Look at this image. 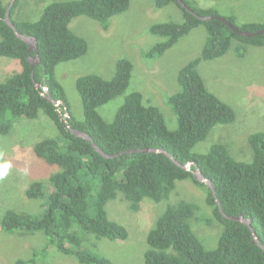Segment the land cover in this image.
Listing matches in <instances>:
<instances>
[{
  "label": "trees",
  "instance_id": "trees-1",
  "mask_svg": "<svg viewBox=\"0 0 264 264\" xmlns=\"http://www.w3.org/2000/svg\"><path fill=\"white\" fill-rule=\"evenodd\" d=\"M152 1L157 8L177 4L184 12V20L153 24L150 32L165 39L145 51V58L162 56L199 25H205L209 33L202 55L181 68L180 90L169 98L178 116L179 126L175 130L168 127L157 106L143 102L140 92L127 96L114 121H107L100 113L101 106L128 89L134 69L128 58L118 61L112 79L91 74L77 80L84 120L73 115L64 86L57 78L58 64L82 57L89 48L87 40L71 29L73 19L85 15L108 30L112 18L128 10L131 0L54 1L34 22L15 20V4L12 19L19 32L37 39V51H29L27 43L19 39L5 21L10 3L0 0V56L16 59L21 65V71L0 82V133L8 134L16 119L23 116L34 119L40 111L54 122L59 133L56 137L40 140L34 147L39 157L57 165L59 170L47 180L32 181L26 189V195L31 199L49 196L45 212L36 216L8 209L1 219L3 232L42 231L59 252L73 256L81 264H113L110 258L85 245L84 235H94L97 240L108 237L125 241L128 238L127 228L109 217L107 203L121 192L124 198H120L137 212L145 198L159 203L170 197L179 180H190L206 190L207 204L212 207L215 219L223 225L217 247L207 249L204 246L191 224L196 206L182 200L169 204L148 232L149 246L144 264H264V249L254 242L249 225L224 217L211 188L198 181L193 170L177 165L164 153H122L133 148L155 147L169 151L182 164L194 162L213 182L225 213L250 218L264 245V132L249 136L251 161L233 156L229 143H215L205 154L193 152L217 124L232 123L237 117L231 105L207 89L198 72V64L223 55L233 39L240 40L243 47L245 44L264 46V33L242 36L221 20L204 21L196 17L178 0ZM184 1L202 16H222L214 7L203 8L189 0ZM223 17L243 30L264 29V22H247L239 26L235 16ZM30 56H39L40 64L33 67ZM36 83L48 86L55 100L67 104L73 128L88 133L104 152L120 154L107 158L90 141L69 131L63 116L64 105L57 107L48 100L42 95L43 88H38ZM192 167L194 169L195 165ZM15 264L38 262L34 257L19 258Z\"/></svg>",
  "mask_w": 264,
  "mask_h": 264
},
{
  "label": "rangeland",
  "instance_id": "rangeland-1",
  "mask_svg": "<svg viewBox=\"0 0 264 264\" xmlns=\"http://www.w3.org/2000/svg\"><path fill=\"white\" fill-rule=\"evenodd\" d=\"M54 1L66 0H18L14 19L37 21L43 10ZM189 1L203 8L214 7L222 16H235L239 26L247 22H264V0ZM5 2L10 3L11 0ZM183 20V11L176 4L157 8L152 0H131L128 10L112 18L108 30L99 21L85 15L73 19L71 29L87 40L88 51L82 57L56 67L57 78L64 86L73 115L79 120L85 118L77 80L91 74L112 79L118 61L128 58L134 64L128 89L101 106L100 113L107 121H114L127 96L140 92L146 104H153L163 112L168 127L177 129L178 116L169 98L180 90L181 68L202 55L209 39L208 30L205 25H199L160 57L148 59L144 52L165 39L150 32L153 24L181 23ZM238 47H243V43L233 39L223 55L198 64V72L207 89L231 105L237 117L232 123L217 124L208 137L195 146L194 153L205 154L215 143H229L233 156L251 161L249 136L264 132V46L245 44L243 48ZM20 70L19 62L0 56V82ZM57 135L56 125L43 111L34 119L26 116L16 119L8 134L0 133V163L11 164L8 174L0 178V264H15L19 258L32 257L38 264H81L73 256L59 252L42 231L8 233L3 232L1 226L2 215L8 209L36 216L45 212L49 196L31 199L26 195V189L32 181L47 180L59 170L57 165L39 157L34 149L40 140ZM206 194V190L194 182L179 180L168 199L156 203L145 198L141 209L135 212L123 199V194L118 192V197L110 200L106 209L111 219L127 228L128 238L125 241L108 237L97 240L94 235L84 234L85 245L110 258L113 264H144L149 246L148 232L169 204L185 200L196 206L191 218L193 230L207 249L216 248L223 225L215 219ZM79 232L83 233L82 230Z\"/></svg>",
  "mask_w": 264,
  "mask_h": 264
},
{
  "label": "water",
  "instance_id": "water-1",
  "mask_svg": "<svg viewBox=\"0 0 264 264\" xmlns=\"http://www.w3.org/2000/svg\"><path fill=\"white\" fill-rule=\"evenodd\" d=\"M179 3L189 12L191 13H194L197 17H199L200 19L204 20V21H209V20H212V19H218V20H221L223 21L227 26H229L234 32H236L237 34L239 35H242V36H246V37H254L256 35H260V34H263L264 33V29H261V30H258V31H247V30H243V29H240L239 27H237L235 24H233L229 19L223 17V16H215V15H210V16H202L198 13H196L193 9H191L184 0H178ZM16 3V0H11L10 4L8 5L7 7V13H6V18H5V21L8 23V25L14 29L17 37L23 41H25L30 49L29 50H35L37 51L38 50V42H37V39L35 37H32V36H28V35H25L21 32L18 31L17 27H16V24L13 22L12 18H11V11H12V8L13 6L15 5ZM29 61L31 63V65L34 67L36 63H40L41 60L38 59L37 57H32V58H29ZM34 74V73H33ZM36 86L39 88V87H42L43 88V92H42V95L47 97L48 100L52 101L56 106H59V105H65L63 101H59V100H55L51 93H50V90H49V87L48 86H45V85H41L39 83H36ZM64 120L66 122V125H67V129L69 131H71L73 134H75L76 136H79V137H82L88 141H90L93 146L96 148L97 151H99L102 155H104L105 157L107 158H114L116 156H118L120 153H115V154H108L106 152H104L95 142L94 140L92 139V137L88 134V133H85L79 129H74L73 127H71V125L69 124L68 122V116H69V109L68 107L65 105V114H64ZM155 152V153H164L165 155H167L171 160H173L177 165L183 167L184 169L186 170H193V174L195 176V178L202 182V183H205L208 187L211 188L212 192H213V195L214 197L216 198V201L219 205V209H220V212L223 214L224 217L230 219V220H234V221H239V222H242V223H245L247 225L250 226V228L253 230V235H254V242L256 244H258L259 246H261L263 249H264V245L261 243L260 239L258 238V235L257 233L254 231V228L251 224V219L250 218H247L245 217L244 215H239V216H229L228 214L225 213L223 207L221 206V203L219 201V199L217 198V194H216V189H215V186L213 184V182L207 178V176L205 174H203V172L201 171V169L197 166V164H195L194 162H189V163H186V164H182L181 162H179L169 151L163 149V148H155V147H144V148H133V149H130L128 151H123L122 153L124 152ZM193 165H195V168L193 169ZM2 226V225H1Z\"/></svg>",
  "mask_w": 264,
  "mask_h": 264
},
{
  "label": "clouds",
  "instance_id": "clouds-1",
  "mask_svg": "<svg viewBox=\"0 0 264 264\" xmlns=\"http://www.w3.org/2000/svg\"><path fill=\"white\" fill-rule=\"evenodd\" d=\"M173 4H175V3H173ZM171 5V4H170ZM177 5V4H176ZM178 6V5H177ZM14 7V6H13ZM166 7V6H165ZM179 7V6H178ZM180 8V7H179ZM181 9V8H180ZM182 10V9H181ZM183 11V10H182ZM11 13H12V11H11ZM191 13V12H190ZM183 14H184V12H183ZM194 14V13H193ZM195 15V14H194ZM196 16V15H195ZM197 17V16H196ZM11 18H12V16H11ZM199 18V17H198ZM13 20V19H12ZM14 22V21H13ZM17 27V26H16ZM19 31V30H18ZM32 37H34V36H32ZM25 42V41H24ZM26 43V42H25ZM28 45V44H27ZM28 47H29V45H28ZM29 49H30V47H29ZM29 51H31V50H29ZM33 51H35V50H33ZM32 57H34V56H30L29 58H32ZM35 57H37L38 59H40L41 60V58L39 57V56H35ZM14 60H16V59H14ZM17 62H19L18 60H16ZM36 64H40V63H36ZM19 65H20V62H19ZM20 67H21V65H20ZM21 71V70H20ZM59 101H62V100H59ZM64 102V101H63ZM143 102H144V100H143ZM64 104L67 106V104L64 102ZM65 105H64V109H65ZM60 106H62V105H59V106H57V107H60ZM68 107V106H67ZM69 109V108H68ZM65 114V113H64ZM63 114V116H65ZM70 118H71V114H70V112H69V116H68V122H69V124H70ZM71 125V124H70ZM72 127V126H71ZM75 129V128H74ZM11 167V164L10 163H0V178H3L4 176H6L7 174H8V170H9V168ZM248 218V217H247ZM245 224V223H244ZM252 224V223H251ZM253 226V225H252ZM250 227V226H249ZM3 229V228H2ZM252 230V229H251ZM253 231V230H252ZM254 231H255V229H254ZM256 232V231H255ZM257 233V232H256ZM258 235V234H257Z\"/></svg>",
  "mask_w": 264,
  "mask_h": 264
},
{
  "label": "bare ground",
  "instance_id": "bare-ground-1",
  "mask_svg": "<svg viewBox=\"0 0 264 264\" xmlns=\"http://www.w3.org/2000/svg\"><path fill=\"white\" fill-rule=\"evenodd\" d=\"M17 1V0H16Z\"/></svg>",
  "mask_w": 264,
  "mask_h": 264
}]
</instances>
